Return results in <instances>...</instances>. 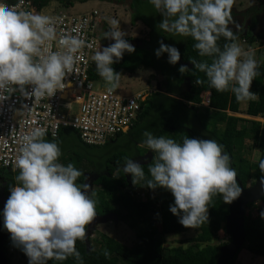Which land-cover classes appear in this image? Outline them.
<instances>
[{"label": "clouds", "instance_id": "obj_1", "mask_svg": "<svg viewBox=\"0 0 264 264\" xmlns=\"http://www.w3.org/2000/svg\"><path fill=\"white\" fill-rule=\"evenodd\" d=\"M148 3L162 16L158 29L173 37H191L195 41L193 48L207 59L190 62L196 71L204 73L210 88L217 92L230 90L238 103L255 99L249 90L258 74L255 51L242 49L233 30L227 27L233 0H148ZM58 23L57 18L17 11L0 0V101L6 98L2 93L9 87L21 96L36 99L49 98L64 88V78L72 72L76 53L85 46V41L78 35L58 34ZM107 23L109 27L102 36L113 42L96 50L91 60L107 90L113 92L119 88L120 72L112 65L120 61L124 52L132 53L135 48L124 39L126 33L120 30L116 18L107 19ZM221 37L226 41L222 47L217 43ZM54 40L58 51L51 50ZM158 43L154 50L156 57L167 53V62L176 64L180 59L178 49ZM185 68L181 65L179 71L183 73ZM26 86L31 90L26 91ZM156 88L153 92L161 91L159 82ZM209 102L207 92L203 105L208 107ZM44 136V129L39 127L23 134L14 160L16 171L0 170V173L17 172L0 218L10 240L28 258V264H47L49 260L63 261L69 257L83 264L75 242L85 239V226L96 215L95 201L87 191V184H76L82 173L72 163H59L61 150L57 142ZM143 136V144L154 153L147 177L141 165L130 157L125 158L123 173L131 174L133 185L169 191L174 198L169 211L182 226L195 229L207 221L213 196L219 195L228 204L240 195L229 153L216 140L185 136L177 142L149 131ZM258 169L264 174V158L258 161ZM260 184L264 192V175ZM144 192L139 191L137 197L148 194ZM259 215L264 219V210ZM6 253L15 254L7 250ZM103 254L109 255L107 249Z\"/></svg>", "mask_w": 264, "mask_h": 264}, {"label": "trees", "instance_id": "obj_2", "mask_svg": "<svg viewBox=\"0 0 264 264\" xmlns=\"http://www.w3.org/2000/svg\"><path fill=\"white\" fill-rule=\"evenodd\" d=\"M18 1V0H14ZM38 11L56 2L60 8H72L77 2L92 0H32ZM130 8L132 15L141 21L148 29L147 39L124 38L135 48L132 53L124 52L118 63L112 65L118 72L135 73L139 69H152L158 73L161 91L153 92L144 105L140 120L125 134H120L111 142L103 146L85 144L77 130L64 128L57 138L45 135L44 139L57 142L61 155L58 162L64 165L72 163L82 175L77 178L76 184L89 187L97 183L98 189L89 193L95 201L96 220H120L131 230L136 232L137 241L130 247L107 234H101L93 239L87 235L89 223L85 226V239L77 240L75 248L80 252L83 264H217L224 244H216L218 234L226 233V220L229 215V203H224L219 195L212 197L208 205V220L198 228H187L178 223L177 216L169 211L173 203L172 194L162 187L150 189L139 183L133 185L131 174L123 173L122 166L125 158L130 157L141 165L148 175V154L154 153L148 148H142L145 131L155 136L163 135L181 142L182 138L214 139L224 146L229 153L231 166L244 187L260 181L258 161L264 158V124L258 121H249L230 115L228 112L238 113L242 102H237L231 91L217 92L209 87L204 73L193 68L190 60L201 61L193 48L195 41L191 37L171 36L157 28L162 20L148 0H136ZM64 11V10H62ZM60 12V11H59ZM105 20L101 21L104 25ZM101 25V26H102ZM101 32V29H100ZM236 39L241 32L232 31ZM264 36L261 34L259 38ZM250 43L257 37L247 34ZM158 42L176 47L180 59L176 64L167 62V53L159 58L154 50L159 47ZM226 41L221 37L217 43L223 46ZM184 65L185 71H179ZM258 74L250 85V91L255 99L249 100L246 113L250 116H264V62L258 65ZM155 77V76H154ZM93 82L103 81L95 71L93 62L90 70ZM200 83L197 84L196 81ZM210 92L209 106L203 105L205 94ZM207 137H202L198 128ZM247 140H252L254 150H259L260 158L252 161L244 155ZM152 158V159H153ZM17 172L0 173V210L10 194L9 189L15 183ZM91 174V175H90ZM251 182V184H250ZM87 190V191H88ZM139 191H148V198L140 200ZM157 193L153 197L151 194ZM245 218L246 241L240 250L246 249L250 253L264 258V219L260 218V211L264 210V197L261 201L249 204ZM92 219V220H93ZM0 225H3L0 218ZM186 242L169 247L167 237L188 236ZM87 241L90 248L87 247ZM98 245L99 249H95ZM107 249L109 255L104 256ZM239 252V253H240ZM22 259L28 258L19 247ZM239 253L228 264H234ZM9 264H12L8 256ZM47 264H77L69 257L63 261L49 260Z\"/></svg>", "mask_w": 264, "mask_h": 264}, {"label": "built area", "instance_id": "obj_3", "mask_svg": "<svg viewBox=\"0 0 264 264\" xmlns=\"http://www.w3.org/2000/svg\"><path fill=\"white\" fill-rule=\"evenodd\" d=\"M4 2L17 11L40 12L32 0ZM50 17L59 21L58 34L78 35L85 41V46L76 53L73 70L64 78V88L53 96L24 97L11 87L2 93L6 98L0 101V170L16 171L14 160L20 138L35 127L43 128L45 135L51 138H57L64 128H72L79 132L85 144L105 145L135 126L145 102L153 93L152 89H145L124 95L117 89L110 92L106 86L95 88L90 78L91 56L104 47L100 32L103 16L98 9L83 14L60 11ZM51 50H59L55 40ZM30 90V86H26V91ZM5 248L9 254L19 250L12 240Z\"/></svg>", "mask_w": 264, "mask_h": 264}, {"label": "rangeland", "instance_id": "obj_4", "mask_svg": "<svg viewBox=\"0 0 264 264\" xmlns=\"http://www.w3.org/2000/svg\"><path fill=\"white\" fill-rule=\"evenodd\" d=\"M127 2L128 1L121 3L119 1H115L113 3V1L100 2L94 0L88 2H77L72 8L66 9L60 8L56 2H52L47 7L43 8L39 13L51 16L55 13H58L59 11L64 10L73 14H83L92 9H98L102 13L103 20H105V22H107V19L109 18H116L119 21L120 30L126 33L124 38L147 39L149 32L148 29L141 21H138L136 17L132 15L133 10L128 7ZM253 9L255 11L250 12ZM230 15L231 19L227 24V27L230 30L241 32L239 38L236 39V42L242 47V49L247 50L249 48H252L255 51V59L257 60L258 64H261L264 60V38L263 40L259 38L257 43L254 42L253 44H251L247 37V33L250 31V29L253 30L255 36L264 33V0H233ZM107 29L108 28H106L105 30ZM105 30H103L101 33L104 47L113 42L112 40L102 36ZM243 40H245V42H243ZM154 76L155 72L152 69H139L135 73L122 71L120 72V83L119 88L117 89L124 93H135L137 91L150 87L151 85H149V83H153L154 86L152 88H155V84L157 86L159 81L158 78ZM102 87H105L104 81L95 82L96 89H100ZM247 104L248 101L243 102L240 107V112H231V115L249 120L250 122L258 121L264 124V116L254 117L246 114ZM197 130L202 137H207L204 134L203 130L201 131L199 128ZM244 155L252 161L259 160L260 152L259 150H254L252 140H247ZM95 182L91 187H89L90 192L92 191V189L93 191L98 189V185L97 183L95 184ZM157 195V193L151 194V196L153 197ZM141 198H143L144 200L147 199L148 194H144V197H140V199ZM101 234H107L109 237L114 238L115 240L130 247L134 246L137 241L136 232L131 230L125 223H123L119 219H106L105 221L101 220L95 223L93 225L92 231L93 239L95 240L99 238ZM190 237H192V233L185 237H167L166 245L169 247L178 245L180 244V240L183 239L187 245L188 242L185 239ZM230 242L231 237L227 233L221 231L218 234V240L216 241V244L227 245ZM95 249H99L98 245H95ZM9 257L11 258L12 264H28V261L22 259L19 253H15L14 255H10ZM234 264H264V258L258 257L250 253L246 249H243L239 253L238 258Z\"/></svg>", "mask_w": 264, "mask_h": 264}, {"label": "water", "instance_id": "obj_5", "mask_svg": "<svg viewBox=\"0 0 264 264\" xmlns=\"http://www.w3.org/2000/svg\"><path fill=\"white\" fill-rule=\"evenodd\" d=\"M161 90V88H159ZM150 162L153 155L148 154ZM237 183L241 188L240 195L229 203V215L226 220V233L231 237V242L221 248V256L217 264H228L242 249L246 241L245 231V218L247 214V207L249 204L261 201L264 197V192L261 190L260 181L251 185L250 187H244L238 177H236ZM90 193V188L88 190ZM101 220L93 219L89 222L87 235H91L93 231V225ZM0 264H9L8 255L5 250V244L10 240V234L3 225H0ZM87 247L90 248V243L87 241Z\"/></svg>", "mask_w": 264, "mask_h": 264}, {"label": "flooded vegetation", "instance_id": "obj_6", "mask_svg": "<svg viewBox=\"0 0 264 264\" xmlns=\"http://www.w3.org/2000/svg\"><path fill=\"white\" fill-rule=\"evenodd\" d=\"M92 1H94V0H92ZM97 1H100V2H106V1H110V2H112V1H113V3H114L115 1H119V2H121V3H122V2H125V1H128V2H127V5H128V7L130 8L129 5H131V4H132L134 1H136V0H106V1H103V0H97ZM254 9H255V8H254ZM254 9L251 10L250 12L255 11ZM249 10H250V9H249ZM103 21H104V20H103ZM252 21H253V20H252ZM106 28H108V24H107V22H104V25L101 26V33H102V31L105 30ZM248 33H251L253 36H255L254 33H253V30H251V29H250V31H249ZM248 33H247V34H248ZM263 34H264V33H263ZM257 36L260 37L261 35H257ZM261 38H264V36H262ZM247 187H250V186H247ZM82 190H83V189H82Z\"/></svg>", "mask_w": 264, "mask_h": 264}, {"label": "crops", "instance_id": "obj_7", "mask_svg": "<svg viewBox=\"0 0 264 264\" xmlns=\"http://www.w3.org/2000/svg\"><path fill=\"white\" fill-rule=\"evenodd\" d=\"M255 37H257V39L254 41L255 43H257L258 42V40H259V36H255ZM261 40H263V38H261ZM262 62H264V60L262 61ZM259 65V64H258ZM155 84V83H154ZM149 85H151L150 87H148V89L150 88V89H154V88H152L154 85H153V83L152 84H150L149 83ZM148 85V86H149ZM155 88H156V84H155ZM143 90V89H142ZM121 92V91H120ZM122 94H124V95H129L130 93H124V92H121ZM230 115H231V112H228ZM247 114V113H246ZM248 115V114H247ZM139 118H140V116H139ZM140 119H138L137 120V122L139 121ZM136 122V123H137ZM136 125V124H135ZM142 148H147L145 145H142ZM150 154V153H149Z\"/></svg>", "mask_w": 264, "mask_h": 264}]
</instances>
